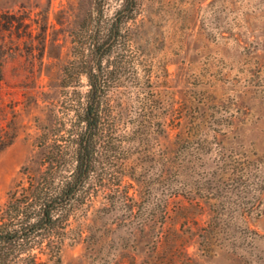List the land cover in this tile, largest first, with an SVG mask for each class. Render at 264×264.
I'll return each mask as SVG.
<instances>
[{
  "label": "rangeland",
  "instance_id": "obj_1",
  "mask_svg": "<svg viewBox=\"0 0 264 264\" xmlns=\"http://www.w3.org/2000/svg\"><path fill=\"white\" fill-rule=\"evenodd\" d=\"M251 2L213 14L207 3L143 0L129 39L104 61L123 192H100L71 213L56 264H264V17ZM94 3L0 0L14 25L1 37L0 131L16 135L0 151V204L37 168L38 137L54 121L75 34ZM117 6L107 0L105 21ZM213 228L219 237L205 240Z\"/></svg>",
  "mask_w": 264,
  "mask_h": 264
},
{
  "label": "trees",
  "instance_id": "obj_2",
  "mask_svg": "<svg viewBox=\"0 0 264 264\" xmlns=\"http://www.w3.org/2000/svg\"><path fill=\"white\" fill-rule=\"evenodd\" d=\"M116 1L112 23L104 20L107 0H95L96 10L75 34L73 59L64 70L63 93L54 106V121L37 140L42 157L36 169L24 170V180L0 204V264L58 263L68 239L71 213L93 203L91 198L100 192L115 195L123 192V164L110 157L117 150L118 123L107 96L104 61L115 43L129 39L143 0ZM237 1L190 0L199 10L207 3L213 14L231 13ZM251 1V14L264 17V0ZM13 28V22L0 15V84L5 77L2 58L7 47L1 37ZM83 77L87 79L86 92L81 89ZM165 127L158 125L160 131ZM15 137L1 130L0 151ZM184 189L174 190L171 198L182 196ZM262 200L259 197L253 205L258 201L261 204ZM111 205H117V201ZM136 205L135 201L125 203L130 211ZM191 205H195L193 201ZM183 208L179 206L180 210ZM251 214L259 217L262 212L256 210ZM241 223L251 233L250 220L241 218ZM82 234L75 235L80 239ZM211 234L219 237L220 231L213 228L204 239H210Z\"/></svg>",
  "mask_w": 264,
  "mask_h": 264
}]
</instances>
